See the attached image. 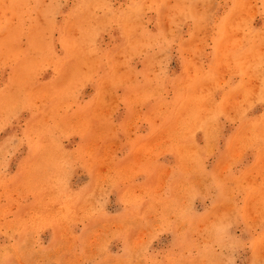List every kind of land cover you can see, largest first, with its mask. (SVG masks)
Here are the masks:
<instances>
[{
    "label": "rangeland",
    "instance_id": "374dc122",
    "mask_svg": "<svg viewBox=\"0 0 264 264\" xmlns=\"http://www.w3.org/2000/svg\"><path fill=\"white\" fill-rule=\"evenodd\" d=\"M229 1L211 0L209 4L196 5L200 9L207 7L210 14L214 5L217 11L226 7L222 15L227 16V20L225 22L222 16L217 26L224 40L230 34ZM245 1L239 2L244 4ZM127 2L114 0L112 6L123 8ZM58 5L48 16L43 12L35 13L34 23L31 17L24 19L23 34L19 31V9H6L0 13V42H3L0 60L6 61L0 68V87L5 84L9 85L7 90L14 89L16 82L27 73L31 82L24 85V90L33 98L32 103L24 105L26 108L17 106L13 109L0 130V146L7 157L0 175V259L14 261V264H25L28 260H48L53 264H115L145 255L159 258L177 249L178 237L175 229L159 231L152 226L158 218L171 217L175 197L168 198V180L174 182L183 174L194 190L198 182L204 187L207 185L205 197L209 199V207L198 216L206 218L209 226L226 212L239 211L247 217L245 175L230 176L235 163L216 169V174H212V185L206 167L202 171L197 170L191 154H185L186 160L177 164V168L172 166L174 170L168 169V152L171 150L178 149L179 152L185 144L195 147L198 138H204L208 147H215L209 140L215 136L213 132L218 127L213 121L223 114L229 118L230 108L220 105L214 111L213 108L206 111L200 108L198 115L185 114V118L190 117L191 120L185 131H192L198 125L205 132L207 130V134H203L201 128L200 134H168L172 130L182 132L183 129L178 124L168 126V111L156 120L146 118L150 115L144 114V103L153 99L140 94L142 89L149 87L144 73L149 71L150 58L134 55L126 61L122 54L126 40L117 27L99 31L94 38L90 31L85 34L88 39H94L98 50L106 54L114 75L103 83L93 79L80 87L79 76L74 74V63L66 65L63 58L66 48L81 37V28L74 23L65 25L66 18L74 9L73 0L67 3L58 0ZM237 11L241 12L242 20L253 18L256 21L260 18L257 12L248 13L245 6ZM75 18L73 15L72 19ZM53 22L58 28H66L63 41L60 31H52L48 37V29ZM144 28V39L162 40L168 36V19L155 12L149 13ZM186 29L183 27V31ZM239 30L243 35L248 31L244 25ZM196 31L192 30L190 35L195 36ZM205 45L206 50H210V42L206 41ZM215 48L218 57L214 64L222 63L227 69L230 63L229 42L217 43ZM170 61L168 59L164 65L167 75ZM144 68L146 70H142ZM136 70H141L138 72L140 75L129 78L128 74L137 73ZM155 70L159 71V66ZM217 77L213 83L222 86V103L225 104L236 96V91L230 88L228 74ZM52 81L57 84L55 96L52 95L53 85H48ZM141 82L146 83L144 88H141ZM27 84L30 91L26 89ZM255 93L259 97V91ZM157 105L147 106L151 114ZM177 109L179 121L183 117L181 111L189 108ZM257 118H252L250 123L254 125L259 121ZM251 130L258 132V128L253 126L249 128ZM244 131L245 126L238 133V138L245 135L241 134ZM38 137H43L50 147L40 148ZM253 145L261 151L260 141L255 140ZM29 148H32V153ZM209 151L205 159L212 160L215 150ZM263 157L261 153V163ZM62 159L71 162L61 163ZM209 160L205 161V166L210 165ZM188 161L193 162L190 164L194 169ZM231 161L237 162V158L232 155ZM42 163L45 166L41 170L33 171L37 164ZM248 174L250 179L253 176L255 179L264 178V171L260 168ZM221 183L226 185L220 188ZM262 190L261 187H253L249 192L259 197ZM247 227L241 221L230 230L231 235L245 241L254 240L259 234H235L236 228L241 232ZM144 245L148 248L147 253L141 250ZM251 247L234 252L235 264H243L241 260L246 257L250 260L264 258V252L250 250Z\"/></svg>",
    "mask_w": 264,
    "mask_h": 264
},
{
    "label": "clouds",
    "instance_id": "9594fccd",
    "mask_svg": "<svg viewBox=\"0 0 264 264\" xmlns=\"http://www.w3.org/2000/svg\"><path fill=\"white\" fill-rule=\"evenodd\" d=\"M65 3L68 0H64ZM211 0H128L126 7L114 8V0H73L74 9L65 20V25L74 23L81 28V37L73 41L65 52L64 63H74V74L79 76V86L90 80H97L100 83L113 78L112 66L108 63L106 54L94 46V39H88L86 33L90 31L92 37L99 31L108 30L112 27L120 29L121 35L126 40L125 50L122 53L126 61L134 55H145L150 58L149 71L144 73L145 82L149 87L142 89L140 94L145 98H153L158 101L157 109L149 117L153 120L160 119L169 111V102L165 100V93L169 89H180L185 98H190L193 85H203L207 82H214V74L207 70L197 68L193 70L190 57L185 58L182 68L183 77H167L164 71L170 49L175 44L181 52L187 53L183 48L182 37L179 29L187 20L193 21L197 26L206 24L211 19V14L207 7L198 9L197 4H209ZM264 5V0H260ZM43 6V7H41ZM58 0H0V13L6 9H19L20 33L23 34L24 19L31 17L35 22V13L43 12L48 16L52 9L58 7ZM155 12L158 16H166L172 27L168 36L159 41H149L144 39L147 17L149 13ZM84 14V15H81ZM75 15V19L72 16ZM54 20V17H53ZM244 22L243 20L241 21ZM52 31H60L61 40L66 39V28L57 27L54 22L48 29V37H51ZM163 35V34H161ZM260 48L257 51L251 45L245 50L248 67L250 69V79H259V101L264 104V32L258 37ZM245 39L242 37L233 44V50L244 49ZM3 54V42H0V55ZM18 55V54H17ZM6 61L0 60V68ZM159 66L160 70H155ZM140 75L139 73H129L128 77ZM30 77L27 73L23 74L16 86L12 90L9 85L0 87V130L3 129L7 121V115L17 106H24L33 102V98L24 90V85L30 83ZM204 92L201 87V93ZM52 95H56L55 86H52ZM257 93L252 89L248 90L246 100L249 106L256 103ZM70 106V105H69ZM253 127L258 128V132L249 139L259 140L261 153L264 155V113ZM38 146L42 149H48L50 146L43 137L37 138ZM6 154L0 146V175L6 166ZM78 158V157H77ZM71 161L62 159L61 163H70ZM45 165L37 164L33 171L41 170ZM207 187V185H205ZM196 197L194 186L191 183H184L180 187L174 201V209L171 217L164 216L158 218L152 226L155 230L167 231L175 229L178 237L177 249L169 251L159 258L143 256L136 260H124L115 262V264H235L234 252L246 246L255 248L259 246L264 252V214L260 217L259 235L252 241H245L234 238L230 230L243 221L250 228L253 226L251 218L246 217L242 212H226L224 215L216 217L212 226L208 225V220L199 217L192 206ZM264 199V197H262ZM168 205L166 204L165 207ZM150 242V241H149ZM143 253L148 252L146 245L141 247ZM0 264H14V261L0 259ZM25 264H53L52 261L28 260ZM62 264V262H56ZM80 264V262H73ZM252 264H264V258L253 260Z\"/></svg>",
    "mask_w": 264,
    "mask_h": 264
},
{
    "label": "crops",
    "instance_id": "0c3cea01",
    "mask_svg": "<svg viewBox=\"0 0 264 264\" xmlns=\"http://www.w3.org/2000/svg\"><path fill=\"white\" fill-rule=\"evenodd\" d=\"M240 0H230L229 2V19H228V26L230 29L229 38L227 40L222 39L220 31L217 29L218 23L220 18H222V13L226 11V7L223 6L222 9L215 10V5L212 8L211 19L208 23L203 24L202 26H197L191 20H187L181 29H179L180 36L182 37L183 41V48L187 49V53L181 52L178 49L177 45H173L171 47L169 58L171 61L168 63V75L169 79L171 78H180L183 77L184 73L182 72V68L185 62V58L190 57L191 63L193 65V70L195 71L197 68L201 70H207L214 74V78H218L217 76H222L224 74H228L230 77V88L236 91V96L233 98L231 97L227 103H222V96H223V88L219 84H215L213 82H205L203 85H193L192 94L190 98H185V95L182 90L180 89H169L166 91L165 100L169 102V111H168V126H177L181 125L182 132H178L177 130H172L168 134H200L201 130L203 134H207V130L205 132L204 129L201 130L200 128H192V131H185L188 123L191 121L190 117L185 118V114L198 115L200 112V108H203L204 111L208 108H213L214 111L218 106L225 105L228 106L229 109V118L224 114L218 118V120L213 121V124H217V129L213 132L215 134L214 137L210 138L209 140L214 142V146H207L206 140L203 138H198V144L189 146V144H185L181 148L179 152L178 149L175 151L168 152V169L174 170L177 168V164L184 162L186 159L184 155L191 154L194 156L193 162L196 165L197 170H206L210 173L209 174V182L212 185V174H216V169H219L220 166L235 163L234 170L231 172V178L233 176L237 177L243 176L244 182L247 190L245 191V198L246 205L245 210L247 217L251 218L254 222L251 228L247 227L246 230L238 231L235 229L236 235H252L256 236L260 232V228L258 222H260V217L264 214V178L262 179H255L253 176L250 179L248 176V172L253 174V170H257L258 168L261 171H264V157L261 163V151L256 148H253L254 141L250 140L249 138L253 136V130L249 131V128H252L253 124L250 123V120L254 117H258L257 119L260 120V116L264 111V105L259 101V97L256 96L257 102L249 106V102L246 100V96L248 94V90L252 89L253 91L257 92L260 88V81L259 79H250V69L248 67V61L246 58L245 50L251 45L253 48L257 50L260 48L258 37L261 32H264V5H262L259 1L254 2L253 0H246L243 4L239 2ZM252 3V4H251ZM247 7L248 13L249 12H257L260 14V18L256 21H253V18L243 20L244 24H242V19L240 18L241 12H238L237 9L241 7ZM200 9V8H198ZM245 12V14H248ZM244 25L248 31L245 35H243L239 30V28ZM186 26V31H183V27ZM172 25L168 20V35L170 33ZM211 27V30L209 29ZM196 30V35L191 36L190 33L192 30ZM245 39V48L244 49H235L233 50V44L235 41L240 40L241 38ZM210 42L211 47L210 50H206L204 46L205 42ZM229 42L230 44V53H229V67L225 69L224 64L217 63L216 59L218 54L216 52L217 43L221 44L223 42ZM146 70V68L142 69ZM137 73L141 70H136ZM141 73V72H140ZM257 80V81H256ZM209 83V85H208ZM141 88L146 86L145 82H141ZM201 87H203L204 92L201 93ZM145 89V88H144ZM235 95V94H234ZM233 96V95H232ZM244 98V99H243ZM196 100V101H195ZM144 102V101H143ZM158 104L156 99L148 100L144 103V114L150 115L151 110L148 107ZM148 106V107H147ZM208 106V107H207ZM177 108H189L186 110H182L181 114L183 117L180 120H177V114L179 109ZM188 110V111H187ZM210 110L209 113L212 111ZM178 121V122H177ZM253 121V120H252ZM210 124V122H209ZM149 126V121L147 123V128ZM245 126V131L241 134H245L242 137L238 138V133L241 131L242 127ZM251 126V127H250ZM196 130V131H195ZM147 132V131H145ZM145 134V133H144ZM207 140V142L209 141ZM169 142V139H168ZM193 147V148H192ZM215 150V158L209 160L210 165L205 166V156L210 153L209 150ZM261 150V148H260ZM181 153V155L179 154ZM184 153V154H182ZM183 155V156H182ZM234 155L237 158V162L231 161V156ZM192 161H188V163H193ZM239 164V165H236ZM191 165V164H190ZM257 165H259L257 167ZM174 166L175 168H173ZM194 169V165H191ZM217 166V168H216ZM242 178V177H241ZM238 178V179H241ZM168 198L169 197H176L179 188L184 183H188V179L183 177L174 180H168ZM226 185L225 183H221L220 188ZM253 187H261L262 196L254 197L251 192H249L250 188ZM174 188V190H173ZM196 197L192 202L194 205L193 208L195 213L199 215L202 211L208 209L209 204L207 197H205V187L203 184L199 182L196 184ZM221 192V189L220 191ZM216 190V193H219ZM175 201V199H174ZM259 207V208H258ZM253 209V210H252ZM261 250L259 246L255 248L251 247L250 250ZM248 257L241 260L243 264H252V261Z\"/></svg>",
    "mask_w": 264,
    "mask_h": 264
},
{
    "label": "bare ground",
    "instance_id": "6f19581e",
    "mask_svg": "<svg viewBox=\"0 0 264 264\" xmlns=\"http://www.w3.org/2000/svg\"><path fill=\"white\" fill-rule=\"evenodd\" d=\"M252 4V3H251ZM155 19V18H154ZM225 22H226V20H227V16H223V18H222ZM167 22V21H166ZM158 25V24H157ZM168 29V28H167ZM219 29V28H218ZM5 31H8L9 32V29H5ZM4 31V32H5ZM160 32V31H159ZM152 33V32H151ZM4 35L5 36H9V34L8 33H4ZM116 39H117V37H116ZM52 48V47H51ZM53 52V51H52ZM64 54V53H63ZM62 54V55H63ZM64 57V56H63ZM62 74H60V76H61ZM52 79V78H51ZM53 80V79H52ZM49 81V80H48ZM257 81V80H256ZM5 85V84H4ZM26 85V84H25ZM48 85H53V86H56L57 84H56V82H54V81H52V82H49L48 83ZM94 85V84H93ZM208 85H209V83H208ZM26 89L28 90V91H30L31 89L28 87V84H27V86H26ZM234 98V97H233ZM196 101V100H195ZM208 107V106H207ZM24 108H26V106H24ZM227 108H228V106H227ZM29 109V108H28ZM202 111H204V110H202ZM216 112V111H215ZM31 114V113H30ZM32 115V114H31ZM210 116V115H209ZM220 116V115H219ZM31 117V116H30ZM36 117V116H35ZM29 118V117H28ZM132 118V117H131ZM129 122V121H128ZM30 123H31V121H30ZM131 124V123H130ZM31 126V125H30ZM28 128V126L26 127V129ZM31 128V127H30ZM256 128V127H255ZM257 130V129H256ZM255 130V131H256ZM254 131V130H253ZM28 132V131H27ZM165 134H166V132H165ZM255 134V133H254ZM162 137V136H161ZM212 137V136H211ZM162 139V138H161ZM164 140V139H163ZM259 141V140H258ZM156 143H157V141H156ZM258 143V142H257ZM154 144V143H153ZM160 144V143H159ZM185 144V143H184ZM154 146V145H153ZM151 147V146H150ZM28 148V147H27ZM32 148H29V152H31L32 150H31ZM33 152V151H32ZM31 152V153H32ZM139 161V160H138ZM104 165V164H103ZM191 167V166H190ZM16 176V175H15ZM249 177V176H248ZM258 177V176H257ZM197 180H199V179H197ZM107 184V183H106ZM161 185V184H160ZM100 186V185H99ZM96 189V188H95ZM100 190V189H99ZM101 191V190H100ZM89 198V197H88ZM230 203V202H229ZM233 203V202H232ZM89 204V203H88ZM92 204V203H91ZM226 204V203H225ZM231 205V204H230ZM259 208V207H258ZM159 209V208H158ZM226 210V209H225ZM253 210V209H252ZM51 214V213H50ZM254 221V220H253ZM65 223V222H64ZM63 225V224H62ZM103 226V225H102ZM66 229V228H65ZM96 229H98V228H96ZM108 229V228H107ZM145 231V230H144ZM99 232V231H98ZM66 235V234H65ZM140 235H141V233H140ZM142 240V239H141ZM62 243V242H61ZM62 245V244H61ZM59 248H57V250H58ZM2 251V250H1ZM52 253V252H51ZM50 255V254H49Z\"/></svg>",
    "mask_w": 264,
    "mask_h": 264
}]
</instances>
